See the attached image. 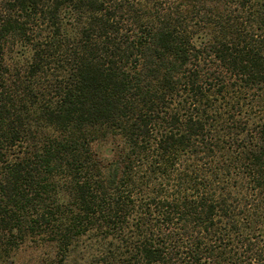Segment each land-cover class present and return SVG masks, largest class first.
Instances as JSON below:
<instances>
[{"label":"trees","instance_id":"obj_1","mask_svg":"<svg viewBox=\"0 0 264 264\" xmlns=\"http://www.w3.org/2000/svg\"><path fill=\"white\" fill-rule=\"evenodd\" d=\"M264 264V0H0V264Z\"/></svg>","mask_w":264,"mask_h":264},{"label":"rangeland","instance_id":"obj_2","mask_svg":"<svg viewBox=\"0 0 264 264\" xmlns=\"http://www.w3.org/2000/svg\"><path fill=\"white\" fill-rule=\"evenodd\" d=\"M98 247L94 245V243L90 240V237H84L72 250L71 255L66 262V264H90V260L92 257L97 254ZM29 254H24V256L21 255V258H19L23 263L20 264H27V262L30 260Z\"/></svg>","mask_w":264,"mask_h":264}]
</instances>
